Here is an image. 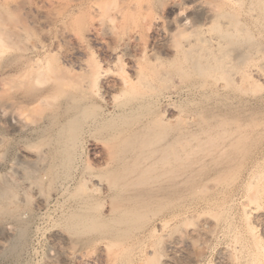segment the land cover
I'll return each mask as SVG.
<instances>
[{"label":"bare ground","instance_id":"1","mask_svg":"<svg viewBox=\"0 0 264 264\" xmlns=\"http://www.w3.org/2000/svg\"><path fill=\"white\" fill-rule=\"evenodd\" d=\"M105 1L100 0L102 3L99 2L93 7L100 12L99 14L103 11L102 14L107 15V10L108 13L110 11V7L104 4ZM130 1L128 0L126 5L116 7V11L113 10L115 15H107L113 16L110 18L111 22L112 18H120L123 20V23L119 20L122 27L132 9L145 7L142 6L141 0H132L131 3ZM168 1L143 0L151 11L163 8ZM205 2L207 5L203 3L197 6L195 13L190 17H178L164 23L168 29L167 33L165 32L170 54L168 59L152 53L148 55L147 52L139 56L128 55L131 42L137 41L140 37L138 30H134L132 34L130 32L131 35L127 34L129 35L127 38L123 37L119 41L120 54L116 57V64L118 66L120 64V67L114 72L111 68L104 70L100 65L91 66L90 63L78 60L76 63L64 64L58 52L49 50L48 45L38 41L35 46L28 50L26 48L24 55L22 53L19 57L16 54L20 58L21 75L20 82H17L18 90L22 91L21 95L32 110L40 107L44 110L43 112L39 109L41 116L32 123L37 122L42 136L54 132L53 139L50 138L52 141H47L50 144H47L48 149L44 153L39 152L38 156L35 155V160L30 163H33L38 174L30 165L32 172L35 171L33 174L36 175L29 176L30 180L34 178V181L27 180L28 183L31 182L30 187L43 205H47L50 199L52 200L53 196L57 197L58 194L66 195L67 200L72 203L71 208L70 203L65 205L70 209L66 210L64 204L67 201L62 196L66 201L65 203L62 201L63 208L68 212L64 213L62 210L64 211L62 219H59V223L54 222L61 228L53 233L58 238H64L73 248L78 245L84 246H80L82 248L85 246L92 248L90 246L103 244L106 259L111 264H134L138 256L140 262L135 261L137 263L159 264L155 259V252L144 248L146 241L155 238L158 232L161 234L173 221L176 222L183 213L182 207H185H181L186 201L183 199L190 198V201L195 199V202L198 200L208 202L210 197L214 199V195L224 193L226 189L232 187V183L233 186L238 184L246 160L256 159L254 153L256 148L253 144L256 143L254 138L255 140L258 138L255 137L256 133L254 138L251 137V129L250 133L246 130L247 127H252L249 122H246L249 126L244 124V116H247L248 112L249 115L251 111L246 106V112L242 108L243 99L240 100L242 98L240 91H243L241 88L244 83L251 81V84H254L251 76L246 74L245 67L253 62L260 50L264 49V45L255 38L253 29L254 26L257 27L259 36L264 38V0H208V2L205 0ZM4 8L1 7L4 14L1 15L8 19L14 18L9 8L5 10ZM155 18H152L154 21L151 20V23L149 20L148 26L158 31L162 22ZM28 26L27 24V28ZM94 30H86V33L92 34ZM20 31L23 33L21 27ZM33 32L24 33L27 38L28 36L33 38L36 36ZM1 35L0 48L3 42ZM122 56L131 59L129 73L124 71V64H121ZM111 74L116 78L114 81H107L103 86L112 93L111 98L107 100L102 91L97 90L99 87L97 84ZM175 80L182 84V88ZM184 84H187L185 88ZM182 94L185 96L184 101L190 106L186 110L183 109L184 106L179 109L178 118H175L178 122L173 127L171 122L169 123L170 119H165V114L162 112V116L159 108L155 109L160 107L161 100H166L168 107L176 106L180 103L177 100ZM57 95L63 97L61 103H58L59 106H55L57 97H54ZM51 100L55 104L48 106ZM245 104L247 103L243 105ZM27 105L24 108H27ZM154 111H157V114ZM182 122H185L184 125ZM253 126L257 128L255 124ZM103 131H106V134L102 133ZM95 132L109 134L107 135L109 139L104 136L108 139L106 142L113 141L109 143L111 146L106 145L107 148L106 146V149L104 148L106 150L105 154L103 153L104 164L98 169L89 166L90 163L87 164L89 167L86 165L84 177L80 175L82 178L73 184L76 172L78 175L77 159L81 138L85 134ZM48 137L46 138L49 139ZM254 179L250 181L260 183L256 177ZM8 182L6 180L0 182L3 183L0 184V214L15 218L14 208L18 206L13 208L12 204H16L14 201L20 194L14 190L16 184L13 183L15 185L13 188L12 182ZM263 185H260L259 189L257 188L259 185H252L254 190L255 188L258 190L256 195L259 197L264 196ZM252 186L250 185V188ZM24 193L26 196L27 192ZM28 195L27 193L26 199L29 198ZM222 195L224 197V194L219 196ZM257 196L251 197L253 199H250L251 203L259 200ZM217 197L215 196V199ZM215 201L214 203H218ZM192 202L186 204L191 205ZM223 202L224 200L221 202L222 207ZM208 204L210 205V202ZM249 210L250 208L248 212L251 213ZM249 213L246 212V215ZM17 217H20V214ZM209 217L210 220L212 217L214 220L216 214L215 217L214 214ZM19 222L22 223L20 219ZM23 228V231L20 230L21 234H18L20 237L15 243V248H22L27 238V232L24 230H29ZM65 233L69 235L65 236ZM178 239L174 240L175 244ZM74 243L77 246H73L76 245ZM257 245L261 246L259 241Z\"/></svg>","mask_w":264,"mask_h":264},{"label":"rangeland","instance_id":"2","mask_svg":"<svg viewBox=\"0 0 264 264\" xmlns=\"http://www.w3.org/2000/svg\"><path fill=\"white\" fill-rule=\"evenodd\" d=\"M110 1L111 0H106V3H104L110 7L111 12L109 11V13L106 8L107 6L105 7V10H107L106 14L109 16L115 15V8L121 7L123 6V4L126 5V2L128 0ZM141 1L143 4L142 6H145L146 8L141 7V9L137 10L132 9L134 11L131 10V13L127 15L128 17L125 18L127 21L124 19L126 22H124L125 25H123L122 19L112 18L113 20L111 22L110 18L113 16L109 17L107 15H104L102 14L104 13L102 11V17V15L99 14L100 12H97L96 9L93 8L94 5H97L100 2V0H0V18H2L0 20V35L2 34L1 38L3 39V42L1 44L2 49L0 48V182L6 180V182H12L11 185L15 183L16 186L14 184L12 186L13 188L15 186V192L20 194H18L19 196H17L14 201L17 205L15 203L12 204L13 208L17 206L19 207L14 208V211L15 209L16 211L13 215L16 219L13 218V216L12 218H10L11 216L0 214V264H111L106 259V255L104 252L105 248L103 244L90 246L92 248H87V246H85V248H82L84 246L78 245V248L77 244L74 243L76 245L73 246L77 247L73 248L71 246L72 244H67L64 238H58L53 233H56V231L61 228L56 224L59 223V219H62L63 214L68 212L70 210L69 208H71L72 206V203L67 200L68 198L66 195L58 194L57 197L53 196L52 200L50 199V202L47 205H43L42 203H40V200L37 198L34 190L30 187V183L34 181V178L30 180L29 176L33 177V175L35 176L36 174H38V171L34 167L33 163H30L36 156L40 154L39 152L44 153V151L48 149L47 147L50 144L47 141H52L54 132L53 134H51L52 132H49L50 134L48 133L47 135L45 134V136H42L43 133L40 130V126L37 124V122H34V124L32 123L34 120H38V118L41 116V111H38L39 109L42 110V108L40 107L36 108L38 110H32L33 108L27 105L25 99L23 98V95H21L23 94L22 91H20V89L18 90V83L21 80V75L19 74V55H22V53L24 55L29 48L35 46L38 42H40L48 45L47 48L49 50L51 49L55 52H58L60 56H62L60 57V59L63 58L61 59V62L64 64L76 63L78 60L90 63L89 65L91 66L100 65L104 70H108L111 68V71L114 72L115 69L117 70L120 67V64L119 66L118 64H116V57L120 54V49L118 48L119 41L123 37L127 38V36L131 35L134 30H138L140 37L139 39H137V41L135 40L136 44H134V41L131 42L132 44H130L128 52L130 54L128 55L139 56L143 52H147L146 54L148 55L152 53L154 55H160L164 59H168V56H170V54L168 53V44L166 41V33L168 29L166 26H164V23L167 20H173L174 18L176 19L178 17H190L195 13L196 9L198 8L197 6L206 3L205 0H169L163 8H160L157 11H151L147 8L146 3L144 4L143 0ZM206 1L208 2V0ZM131 2L132 0L130 1V3ZM203 5L206 6L207 3ZM1 7L2 9L5 7L4 10L9 8L8 10L10 11V13H12V17L14 16V18L8 19L6 16H2L4 14H2L3 10L1 9ZM3 17H5V19H7L8 21ZM152 18H159L161 20L162 26L160 30L156 31V29H152V27L148 26L149 20L150 23L152 22L151 20L154 21V19ZM119 20L122 22L120 23L123 25H121L123 28L120 27ZM145 23H147V25ZM27 24L30 27L28 26L27 28ZM20 27L22 28L23 33H21L20 31ZM10 29H12V31ZM91 29H95L92 34H90L89 32L86 33ZM253 29L255 38L264 45V38L263 36H259L260 34L258 32V28L254 26ZM112 30L113 32H111ZM15 31L17 33L20 31V36L19 33L17 34ZM25 31H34L36 35L34 36L35 38L33 36H31L33 38H30L29 36L27 38V35H25L24 33ZM118 31L119 34L116 35V32ZM123 31L125 32V34ZM118 35H122V37H119ZM24 38L26 39L23 40ZM26 48L27 50H25ZM263 55L264 49L263 51L260 50L255 55L253 62L245 67L246 74L251 76L250 78L252 79V82H254V84H251V81L246 82L242 85L241 89H243V91H240L242 93V96L240 95L242 97L240 98V100L243 99V102L247 103L243 105L244 103L241 100L242 108L245 110V112L247 111V108L249 111H251V115H248L249 112L246 113L249 117L244 116V124L246 125L249 122L248 124H250L252 127H247L246 130L248 131V133H250L251 131L250 135L252 138H254L255 136L254 133H256V139L258 138L257 140H255L254 138V141L256 143L253 144L255 146L254 148H256V150H254L256 159L254 161L248 159L244 162L242 177H240L238 184H234L235 187L232 183L233 188L230 186L229 189H226L229 193H227L225 190L224 193L222 192L220 194L218 193L214 195V199L210 197V200L208 199V202H206L205 200H198L195 202V199H192V202L190 201V198L183 199L187 201H183L185 204H181V207L187 206L186 208L182 207L183 211L180 210L183 212L181 214V216L183 217L180 216L176 220V222L173 221V223H170L168 225L169 227L167 226L165 230L161 232V234L158 232L157 235H155V238L147 240L148 242L146 241V245L144 248L148 251L152 250L153 252H155V259L159 264L264 263V196H257L256 194H258V190L256 188L254 190V186H252L254 184L255 186L259 185L257 187L259 189V187H261L260 185L264 184ZM122 60L123 61H121V64H124V71H127L129 73L131 68L130 66L132 64L131 59L129 57L122 56ZM112 74L110 76L108 75L106 78H104V80L97 84V87L99 86L97 90L100 89L107 100L111 98L112 93L109 90L103 88V86L107 81H114L116 76H112ZM176 82L178 83L177 85H181L180 87L182 88V84H180L178 80H175V83ZM184 85L183 88L187 86V84ZM14 87H16L15 90ZM56 97L57 99H55V101L57 103L55 106H59V104L63 100V97L57 95L54 98ZM179 98L180 99H178L177 102L180 103L177 104L181 107L177 106V104L172 108L168 107L166 106V100H161L162 104L159 103V106L161 108L157 107L155 109H160L159 112H161V115L163 112V114H165V119H170L169 123L171 122V125L173 127L177 125L176 123L178 122V120L176 121L175 118H178L177 114H179L180 112L179 109H182V106H184L183 109L186 110L190 106L184 101V94H182V96H180ZM52 100L49 101L48 106H53L55 104V102L54 104L52 103L54 101ZM22 102L23 104L27 105V108H24L25 105H23ZM99 103L102 104V102L100 101ZM185 104H187V108ZM19 109H21L22 111ZM27 109L28 111H26ZM174 109L177 111H175ZM33 111H35V113ZM42 111L44 112V110ZM154 112H156L157 114V111ZM245 117L247 121H245ZM184 123L185 122H182L183 125ZM252 123L253 125L255 124V127L257 128H254ZM28 124H31V128L29 126L27 127ZM33 125L37 126L35 127ZM35 129L37 132L35 131ZM255 129H257L258 131ZM252 130H254L253 135ZM102 133L106 134V131H103ZM102 133H89L90 135L85 134V136L81 138L77 159L79 160L77 161L78 175L76 172V181L74 180L73 184L78 183V181L82 177H84V170L86 169L87 164L89 165L90 163L89 166L95 167L97 169L98 167L102 168L101 166L105 161V155H103V153L105 154L106 152V145L111 146L112 144L109 143L113 142L109 140V143H107L109 139V136L107 135L109 134L102 135ZM49 135L52 137H48ZM41 136L44 138H42ZM94 136L96 139L94 138ZM96 136H99L100 138ZM104 136H106V138L108 139L104 138ZM46 137H48L49 139H47ZM115 143L116 142H114V144ZM47 144L49 145L47 146ZM79 162L85 165V167L82 166ZM30 165L32 166V168L34 167L36 169L35 170L33 168L35 171H37L36 174H33L35 173V171L32 172L33 169L30 168ZM27 171L29 172V175ZM256 174H258L259 176L257 177ZM80 175L83 176L81 177ZM260 175H263V178L260 177ZM26 176L28 178H26ZM88 177H90V175ZM254 177H256L258 179V182L260 183L256 184L254 181ZM27 179H29V181L31 182L28 183L29 181ZM252 179H254V184L253 181H250ZM45 182L47 184V181ZM249 184L252 186V188H250ZM17 189L18 191H16ZM249 189H252L253 191H249ZM24 192H27L29 194V198H25L27 196V193L25 196ZM221 194H224V197L223 195L219 196ZM62 196L63 199H65L67 202L62 199ZM215 196H218L217 198H221L215 199ZM253 196H257V198L259 197V200H254L252 201L253 203H251L250 199L254 198ZM222 197L224 198L223 200L225 202H223V204L225 205H223V207L221 203L223 201L221 200ZM260 198L262 199L260 200ZM214 200L221 201H218V203L215 201L216 203H214ZM62 201L63 203L66 202L64 204V208L66 210L68 209V211L63 208ZM60 202L62 204V207ZM188 202H192V204L187 205ZM209 202L212 206L208 204ZM68 203H70L69 208L65 207V205H68ZM218 205L220 206L218 207ZM248 208H250L249 211L251 213L248 212ZM62 210H64L65 212ZM219 211L221 212V214H219ZM246 212L249 214L246 215ZM212 213L214 214V217L216 214V217L218 216L219 218L216 219L215 217L214 221L212 217V219L210 220V217L208 218V216H213ZM19 214L20 217H17L19 216ZM19 219L22 223L19 222ZM21 219H23L24 221ZM55 221L58 223H54ZM203 223L206 225V227ZM23 227H26L27 230H29H24L25 232H27V238H25V242H23L24 244L22 245V248H15V243L19 239L18 237H20L18 236V234L23 231ZM167 229L169 232L166 231ZM65 232L68 231L65 230ZM67 234L69 235V233ZM67 234L65 233V236H68ZM57 238L60 241H56ZM60 238L63 239L62 242ZM177 238H179V241L175 244ZM257 241H259L261 246L258 247ZM136 252H138V250ZM136 259L135 261L138 262L139 260L140 262L139 256L138 260ZM106 260L109 263H107ZM135 261L134 264H143V262L137 263Z\"/></svg>","mask_w":264,"mask_h":264}]
</instances>
